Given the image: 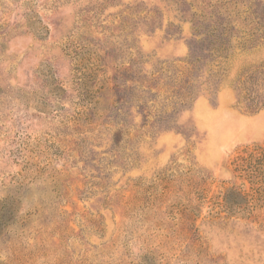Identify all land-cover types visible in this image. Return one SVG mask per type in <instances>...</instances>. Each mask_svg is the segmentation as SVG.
<instances>
[{
  "label": "rangeland",
  "instance_id": "1",
  "mask_svg": "<svg viewBox=\"0 0 264 264\" xmlns=\"http://www.w3.org/2000/svg\"><path fill=\"white\" fill-rule=\"evenodd\" d=\"M0 264H264V0H0Z\"/></svg>",
  "mask_w": 264,
  "mask_h": 264
}]
</instances>
